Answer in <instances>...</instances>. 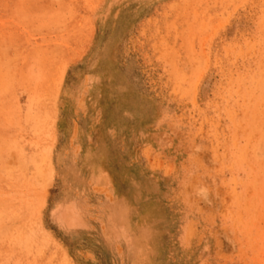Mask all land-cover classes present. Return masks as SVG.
<instances>
[{
	"label": "rangeland",
	"instance_id": "rangeland-1",
	"mask_svg": "<svg viewBox=\"0 0 264 264\" xmlns=\"http://www.w3.org/2000/svg\"><path fill=\"white\" fill-rule=\"evenodd\" d=\"M0 264H264V0H0Z\"/></svg>",
	"mask_w": 264,
	"mask_h": 264
},
{
	"label": "bare ground",
	"instance_id": "bare-ground-1",
	"mask_svg": "<svg viewBox=\"0 0 264 264\" xmlns=\"http://www.w3.org/2000/svg\"><path fill=\"white\" fill-rule=\"evenodd\" d=\"M108 222L110 227H112V232H113L112 237L114 239L123 240V241L129 240L127 234V224L122 212L113 211L112 213H110L108 215ZM127 243H129V245L132 244L130 240Z\"/></svg>",
	"mask_w": 264,
	"mask_h": 264
}]
</instances>
